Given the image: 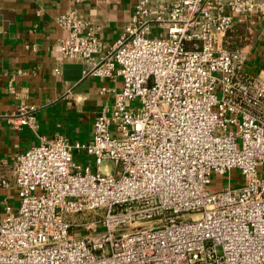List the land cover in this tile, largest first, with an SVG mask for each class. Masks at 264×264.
<instances>
[{"label":"built area","instance_id":"obj_1","mask_svg":"<svg viewBox=\"0 0 264 264\" xmlns=\"http://www.w3.org/2000/svg\"><path fill=\"white\" fill-rule=\"evenodd\" d=\"M247 20L264 26V0H134L105 48L76 10L59 15L62 55L121 86L101 88L113 101L90 141L42 140L0 177L18 199L0 264H264V35L226 44ZM35 113L8 118L37 134ZM233 169L243 182L222 185Z\"/></svg>","mask_w":264,"mask_h":264},{"label":"crops","instance_id":"obj_2","mask_svg":"<svg viewBox=\"0 0 264 264\" xmlns=\"http://www.w3.org/2000/svg\"><path fill=\"white\" fill-rule=\"evenodd\" d=\"M133 1L0 0V177L12 180L16 155L42 140L61 135L71 143L90 141L95 117L113 101L112 92L101 88L121 86L119 78L84 76L88 63L62 55L58 43L65 31L57 17L76 10L98 27L95 35L107 48L127 23ZM21 105L36 107L37 134L16 129L8 118ZM17 201L12 185L0 187V216L5 203Z\"/></svg>","mask_w":264,"mask_h":264},{"label":"rangeland","instance_id":"obj_3","mask_svg":"<svg viewBox=\"0 0 264 264\" xmlns=\"http://www.w3.org/2000/svg\"><path fill=\"white\" fill-rule=\"evenodd\" d=\"M264 33V26L259 25L257 23L250 22V20L243 21V22H237L231 29V31L228 33V37L226 39L227 47L229 48H241V49H251L253 44H255L257 41L262 39ZM76 159V157H75ZM77 160V159H76ZM91 161L90 158H86L83 162H80L81 165H86ZM107 168L109 172H113L115 167L112 161H105L102 164V169ZM92 170L94 168L92 167ZM229 179H228V177ZM212 182H214L212 189L214 187L218 186L217 179H213ZM243 182L242 177L239 174V171L233 169L229 174L226 175V177H223V180L221 182L222 185L226 186L228 184H231L232 186L240 185ZM14 205H17L15 203ZM79 235V233H77Z\"/></svg>","mask_w":264,"mask_h":264},{"label":"water","instance_id":"obj_4","mask_svg":"<svg viewBox=\"0 0 264 264\" xmlns=\"http://www.w3.org/2000/svg\"><path fill=\"white\" fill-rule=\"evenodd\" d=\"M88 68H90V66H88ZM79 74H80V72H79ZM79 78H80V75H78V77L76 79H79Z\"/></svg>","mask_w":264,"mask_h":264}]
</instances>
